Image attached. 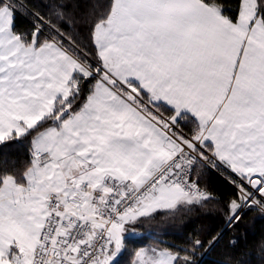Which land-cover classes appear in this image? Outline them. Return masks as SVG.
<instances>
[{
  "label": "snow or ice",
  "instance_id": "1",
  "mask_svg": "<svg viewBox=\"0 0 264 264\" xmlns=\"http://www.w3.org/2000/svg\"><path fill=\"white\" fill-rule=\"evenodd\" d=\"M48 7L0 0V144L27 141L23 167L0 170V264H120L126 225L214 199L204 168L229 173V226L264 213V0L235 16L110 0L81 17L83 38L68 5ZM201 246L140 248L134 264H195Z\"/></svg>",
  "mask_w": 264,
  "mask_h": 264
},
{
  "label": "trees",
  "instance_id": "2",
  "mask_svg": "<svg viewBox=\"0 0 264 264\" xmlns=\"http://www.w3.org/2000/svg\"><path fill=\"white\" fill-rule=\"evenodd\" d=\"M55 0H25L32 11L42 16H51L48 7ZM69 6L76 23L68 28L81 38L87 35L84 19H92L88 13L92 4L106 5L110 0H59ZM230 16H235L240 0H217ZM84 17V19H81ZM35 22L29 14H18L15 25L20 32H30ZM183 126V125H182ZM191 127V125H189ZM188 131V127L184 128ZM27 160V141H8L0 144V170L23 167ZM224 170L201 169L194 177L199 187L214 199L178 207L174 211H158L134 226L136 236L128 237L127 249L119 258L120 264H131L134 253L140 248L170 249L178 251L190 248L191 241L199 239L202 246L193 256L195 264H264V213L249 208L244 210L239 223L229 226L225 220L227 202L234 198V188ZM218 237L217 239H213ZM235 242V243H233Z\"/></svg>",
  "mask_w": 264,
  "mask_h": 264
},
{
  "label": "rangeland",
  "instance_id": "3",
  "mask_svg": "<svg viewBox=\"0 0 264 264\" xmlns=\"http://www.w3.org/2000/svg\"><path fill=\"white\" fill-rule=\"evenodd\" d=\"M212 170H214V169H212ZM215 171H218V172H219V170H215ZM226 172H227V171H226ZM227 173H228V172H227ZM228 174H229V173H228ZM200 189H202V188H200ZM202 190H203V189H202ZM181 206H185V205H179L178 207H181ZM178 207H177V208H178ZM245 210H247V209H245ZM158 211H166V210H158ZM158 211H157V212H158ZM155 213H156V212H155ZM153 214H154V213H153ZM153 214H152V215H153ZM144 218H145V217L140 218L135 224H132V225H126V228H128L129 230H132V229L134 228V226H135L136 224H138L139 221L142 220V219H144ZM146 218H148V217H146ZM132 236H136V231H135V234H134V235L131 234V231H130L129 233H126V241H127V238H128V237H132ZM126 249H127V246H126ZM145 249H149V248H145ZM125 251H126V250H125ZM125 251H124V252H125ZM124 252H123V253H124ZM123 253H122V255H123ZM122 255H121V256H122ZM121 256H120V257H121ZM120 257H118V259H119ZM135 259H136V257L134 258V260L132 261L131 264H134Z\"/></svg>",
  "mask_w": 264,
  "mask_h": 264
},
{
  "label": "built area",
  "instance_id": "4",
  "mask_svg": "<svg viewBox=\"0 0 264 264\" xmlns=\"http://www.w3.org/2000/svg\"><path fill=\"white\" fill-rule=\"evenodd\" d=\"M202 190V189H201ZM203 192H205L204 190H202Z\"/></svg>",
  "mask_w": 264,
  "mask_h": 264
}]
</instances>
